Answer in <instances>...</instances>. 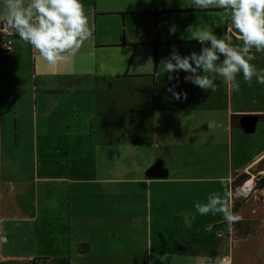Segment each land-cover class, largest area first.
<instances>
[{
	"label": "crops",
	"instance_id": "0c3cea01",
	"mask_svg": "<svg viewBox=\"0 0 264 264\" xmlns=\"http://www.w3.org/2000/svg\"><path fill=\"white\" fill-rule=\"evenodd\" d=\"M82 3L93 36L65 62L48 66L11 30L12 51H0V264H201L213 251L233 261L220 244L249 239L256 210L245 208L258 195L237 211L249 224L239 236L194 206L224 194L221 177L234 199L232 176L264 161V122L252 133L239 126L264 114V84L249 87L241 74L239 92L220 78L216 91L201 90L183 71L169 80L161 64L173 46L199 52L196 31L229 33L224 10L192 0ZM253 52L264 68V52ZM157 162L166 175L150 173Z\"/></svg>",
	"mask_w": 264,
	"mask_h": 264
},
{
	"label": "clouds",
	"instance_id": "9594fccd",
	"mask_svg": "<svg viewBox=\"0 0 264 264\" xmlns=\"http://www.w3.org/2000/svg\"><path fill=\"white\" fill-rule=\"evenodd\" d=\"M190 6L224 10L230 31L223 36H217L211 29L194 32L192 39L201 45L199 52L181 55L173 46L169 57L161 61L163 72L169 73V80L174 78L172 73L183 71L185 82L213 92L217 88V78L239 92L241 85L237 77L241 74L249 87L254 79L264 84V68L252 63L256 59L253 50L264 52V0H192ZM233 29L241 45L233 44ZM9 30L10 34L31 45L50 67L74 56L93 36L82 0H0V34ZM3 47L11 52L7 45ZM169 91L177 101L187 98L186 92H176L174 88ZM215 126L214 122H208L209 129ZM219 183L225 188L223 195L213 192L206 203H196L194 207L202 216L222 215L228 233L235 234V225L242 224L243 217L234 211L235 200L227 191L229 180L221 177ZM184 220L191 227L189 215L186 214ZM201 264H232V261L229 257L205 256Z\"/></svg>",
	"mask_w": 264,
	"mask_h": 264
},
{
	"label": "rangeland",
	"instance_id": "374dc122",
	"mask_svg": "<svg viewBox=\"0 0 264 264\" xmlns=\"http://www.w3.org/2000/svg\"><path fill=\"white\" fill-rule=\"evenodd\" d=\"M241 175L243 176L241 186L233 190L234 200L235 203L239 204L240 209L243 205H246V199L250 198L254 194H257L259 197L255 198L257 201L251 202L245 208V212L249 215H251V209L255 208L256 214L253 217H256V221L252 222L248 240L241 243L240 240H234L233 242L228 241L227 239L223 240L220 244L219 251L222 252L223 249L225 253H227L229 247H232V264H264V203H262L264 201V193H259V191H261L264 187L258 188L259 183L264 176V161H262L257 168L251 170L249 174ZM250 175H253L254 177L252 178ZM248 183L249 188H247V186L245 187L246 189L242 188L244 184L248 185ZM244 193H247V195ZM239 226L246 227L249 226V224L244 221L242 224L239 223L236 225V233L233 235L239 236L244 233V230H238ZM247 231L249 232L248 228ZM224 236L225 235L222 237Z\"/></svg>",
	"mask_w": 264,
	"mask_h": 264
},
{
	"label": "water",
	"instance_id": "95a60500",
	"mask_svg": "<svg viewBox=\"0 0 264 264\" xmlns=\"http://www.w3.org/2000/svg\"><path fill=\"white\" fill-rule=\"evenodd\" d=\"M258 121L256 115H244L239 120V126L245 133H252L255 129V125ZM150 173L155 176H164L166 172L162 169L161 162L154 164Z\"/></svg>",
	"mask_w": 264,
	"mask_h": 264
},
{
	"label": "trees",
	"instance_id": "16d2710c",
	"mask_svg": "<svg viewBox=\"0 0 264 264\" xmlns=\"http://www.w3.org/2000/svg\"><path fill=\"white\" fill-rule=\"evenodd\" d=\"M153 100L155 101V97L153 96ZM239 118H240V116H238V115H234V116H232V118H231V125L232 126H238V120H239ZM257 118H258V120L259 121H261V122H264V114H260V115H257ZM242 180H243V176L242 175H240V176H236L235 174L232 176V182H231V190L233 191V190H235L236 188H238L239 186H241V183H242ZM264 187V176H263V178L261 179V181H260V183H259V186H258V188H263ZM239 204L238 203H235V208H234V211L235 212H237L238 211V209H239ZM239 223H237L236 225H238ZM235 225V226H236ZM82 248H84V247H82ZM211 256L212 257H216V253H215V251H213L212 253H211Z\"/></svg>",
	"mask_w": 264,
	"mask_h": 264
},
{
	"label": "built area",
	"instance_id": "2783aa9c",
	"mask_svg": "<svg viewBox=\"0 0 264 264\" xmlns=\"http://www.w3.org/2000/svg\"><path fill=\"white\" fill-rule=\"evenodd\" d=\"M9 34L8 33H4V34H0V51H3V52H10L8 51L7 48L3 47V44L4 45H7V47L11 48V51H12V40L7 37ZM11 41V43L9 44L8 42ZM247 186V188H249V183L248 185L247 184H244L242 186V188L246 189L245 187ZM8 240V237L5 236V235H0V242H6Z\"/></svg>",
	"mask_w": 264,
	"mask_h": 264
}]
</instances>
